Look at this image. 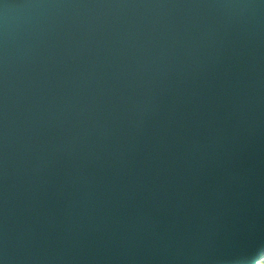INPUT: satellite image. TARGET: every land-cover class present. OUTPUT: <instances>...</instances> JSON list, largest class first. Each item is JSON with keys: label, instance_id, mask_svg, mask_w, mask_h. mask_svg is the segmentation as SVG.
Segmentation results:
<instances>
[{"label": "water", "instance_id": "water-1", "mask_svg": "<svg viewBox=\"0 0 264 264\" xmlns=\"http://www.w3.org/2000/svg\"><path fill=\"white\" fill-rule=\"evenodd\" d=\"M264 261V0H0V264Z\"/></svg>", "mask_w": 264, "mask_h": 264}, {"label": "rangeland", "instance_id": "rangeland-1", "mask_svg": "<svg viewBox=\"0 0 264 264\" xmlns=\"http://www.w3.org/2000/svg\"><path fill=\"white\" fill-rule=\"evenodd\" d=\"M260 264H264V261H262Z\"/></svg>", "mask_w": 264, "mask_h": 264}, {"label": "bare ground", "instance_id": "bare-ground-1", "mask_svg": "<svg viewBox=\"0 0 264 264\" xmlns=\"http://www.w3.org/2000/svg\"><path fill=\"white\" fill-rule=\"evenodd\" d=\"M260 264V263H259Z\"/></svg>", "mask_w": 264, "mask_h": 264}]
</instances>
